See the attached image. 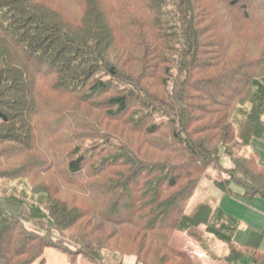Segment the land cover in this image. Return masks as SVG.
<instances>
[{
    "label": "trees",
    "instance_id": "16d2710c",
    "mask_svg": "<svg viewBox=\"0 0 264 264\" xmlns=\"http://www.w3.org/2000/svg\"><path fill=\"white\" fill-rule=\"evenodd\" d=\"M225 1L229 7L237 8L239 14L238 20L232 17L231 24L227 23L231 32L227 38L212 33L214 23L210 26L202 24L204 11H200L195 0H149L152 10L170 16L169 22L176 27V45L183 50L176 65L164 60V56L157 57L166 63L162 69L167 79L163 84L167 95L164 98L154 92L150 94V91L147 95L144 91L149 86L142 85L139 77H132L130 82L129 79L118 82L114 87L113 82L125 75L121 73L119 63H112L107 58L111 54L108 44L110 30L104 23V14L96 6L89 11V17L93 19L84 22V27L74 29L57 13L43 11L42 7L29 4L27 0H0V147L4 152L0 153V167L7 165L13 157L26 156L25 164L0 172V181L27 179L32 173L48 172L55 164L48 160L46 152L41 156L30 154L36 141L33 109L40 105L34 84L40 75L46 73L43 69L47 64L52 73L59 75L56 87L63 91L82 92L89 86L87 95L101 96L118 88L119 94L109 99L113 109L107 111V115L124 126L123 132L137 130L141 135L153 137L168 129L169 133L165 140H160V145L155 141L157 146L164 150L165 146L172 144L182 149L178 152L179 163L149 162L132 150L129 140L122 142L120 138L101 134L95 142L75 144L70 156L58 162L61 167H66L63 176H69L67 181L81 188L82 177H92L90 168L86 167L97 164L106 156L105 165L101 164L93 174L103 176L109 173L108 180L102 183L105 190L111 187L116 193L122 189L130 204L149 201L148 206L155 208L154 212L148 213L149 216L157 217V222L164 225H170V216L166 217L171 213L167 212L177 209L179 216L175 223L172 222V229L193 232L205 225L227 246L226 256L219 264H233L244 256H248L252 263L264 264V249L236 243L240 221L219 204L203 202L190 211H187L189 205L185 206L206 169L222 165V148L233 160L231 172L241 176L231 177L227 185L220 181L219 187L224 192H233L231 183L235 181L243 187L241 195L244 198H264V164L259 160V154L250 149L254 140L264 136V0ZM212 14L210 11V17ZM207 45L214 47L210 50V58L207 53L203 54ZM236 48L242 50H233ZM32 62L38 68L35 73L30 70L34 69ZM99 70L107 78L96 79L90 85L88 81ZM201 97L210 102V122L206 125L200 124L205 117L200 119L199 116L205 108L201 103L193 102ZM134 102H139L142 108L155 106L160 112L169 111V116L160 122L153 118L154 110L142 109L133 113ZM70 138L57 137L53 143L61 144L60 140L67 139L68 144H73ZM237 144H241V149H247L248 156L239 159L234 154L231 148ZM95 155L101 156L96 158ZM132 166L139 170L130 176L131 183H134L130 191L129 185L121 180L132 173ZM117 167L127 170L116 171ZM171 189H175V193L169 194ZM0 198V264H47L45 252L51 248L62 249L55 244L52 232L69 230L80 219L72 205L52 198H48L44 205L46 212L39 208L40 213H30L25 203L12 194ZM8 204L18 206L19 210L10 209ZM105 210L102 213L109 211ZM59 211L62 214H58ZM164 211L166 214L158 216ZM215 213L219 217L217 223L210 218ZM148 214L143 218L146 219ZM47 220L52 227L44 224ZM28 222L39 227L28 228ZM90 235L85 238L74 236L80 249L77 253L66 250L69 256L60 264H81L80 258L85 259L84 264H127L115 257L110 258L113 262L106 260L100 249L102 242L91 239Z\"/></svg>",
    "mask_w": 264,
    "mask_h": 264
},
{
    "label": "rangeland",
    "instance_id": "374dc122",
    "mask_svg": "<svg viewBox=\"0 0 264 264\" xmlns=\"http://www.w3.org/2000/svg\"><path fill=\"white\" fill-rule=\"evenodd\" d=\"M195 1L200 6V11H204V15L201 17L202 24L210 26L211 23H214L212 33H216L218 36L223 35L225 38L230 37L231 32H229L228 26L231 23L229 20L232 17L238 20L237 8L229 7L225 0ZM27 2L42 7L43 11L50 14L57 13L74 29L84 27V22L93 19V17H89V11L96 6V9L104 14V23L110 30L108 44L110 43L109 51L111 54L107 58L112 63H119L121 73L125 75L124 78L116 79L115 82H113L114 79L111 80L114 87L118 86V82L123 83L128 79V82H130L133 81V78L138 79L139 77L142 85L149 86V89L144 91L147 95L150 91V94L154 92L160 97L165 98L167 96L163 85L164 80L167 79L163 76L162 70L166 63L159 61L157 57L163 58L162 56H164V60L171 61L176 65L183 50H179L176 45L178 39L176 27L169 22L170 16H163L162 13L152 10L149 0H27ZM256 4L260 6L258 1H256ZM210 11L213 13L211 17ZM3 30L5 29L3 28ZM207 36L210 40V32ZM204 49L203 54L207 53L210 58V50H214V47L207 45ZM255 49L253 48V50ZM233 50L242 49L236 48ZM248 50L251 52V48ZM50 67L45 64L43 72L46 71V73L43 76L40 75L39 78L37 77V84H34L36 88L35 95L40 105L33 109V121L36 125L33 134L36 141L30 154L41 156L45 155L46 152L49 154L47 155L48 160L53 161L55 164H52V169H49L46 173L42 171L40 173L31 172L32 174L27 179L23 178L20 181L1 179L2 181H0V197L4 194H12V196L25 203L30 213H40V209L46 212L44 205L47 203L48 198L58 200L69 206L72 205L73 208L77 209L80 219L77 222L74 221L75 223L72 224L69 230L63 229L59 230L60 232L54 230L52 232L55 244L62 249L50 247L51 249L45 252L48 260L47 264H60L63 262L64 257L69 256L66 250L76 251L77 253L80 247L75 243L74 236L85 238L90 233L91 239H99L102 242L101 253L106 260L108 259L111 262L113 260H110V258L115 257L117 261L123 260L127 264H144L142 261H145L146 264L221 263L226 256L227 246L205 225H201L193 232L172 229V222L175 223L179 216L177 209L167 212L171 213L166 217L169 218L170 216L168 221L170 225L168 223L164 225L162 222H157V217L149 216L148 213L154 212L155 209L153 205L148 206L149 201H134L133 204H130L124 198L126 193L122 189L116 193L111 191V187L105 190L102 183L108 180L109 173H105L103 176H93V174L96 173L101 164L105 165L106 156L100 158L101 155H95L96 158H100L98 163L86 167L87 169L90 168L92 177L88 175L82 177L84 183L81 188L83 189L75 187L67 181L69 176L64 178L63 172L66 167L64 165L61 167L58 162L70 156L75 144L84 145L89 141L95 142L101 134L120 138L122 142H125V140L128 142L129 140L132 150L137 151L141 158H147L145 160L149 162H155V160L164 162L166 160V162L179 163L180 156L178 152L182 149L180 150L172 144L165 146L164 150L157 146V143L160 145L161 139L165 140L166 134L169 133L168 129L153 137H148L145 134L141 135L137 130L123 132L122 128L124 126L119 122L112 121L107 115V111L113 109L109 99L119 94V91L116 90L118 88L114 89L115 91L112 93L101 96L87 95L89 86L82 92L63 91L56 87L59 75L52 73ZM36 69L38 68L35 65L34 69L30 68L33 73ZM129 77H133L132 80ZM102 78L107 77L102 70H99L88 83H93L94 80ZM203 99L201 97V99H197L198 101L194 100L193 102H199L205 108L199 116L200 119L203 116L205 117L200 124L206 125L210 122V102L208 103ZM139 104V102H134L131 107L133 113L141 112L142 109H151V112L153 110L155 112L153 116L155 121L160 122L169 116V111L166 113L160 112L159 109H155V106L142 108ZM71 136H73L72 139ZM57 137L62 139L68 137L74 143L68 144L66 139L64 142L60 140L61 144H54L53 141ZM189 138L193 139L192 137ZM99 149H101V146ZM250 149L256 151L259 154V160L264 163V136L261 139L254 140ZM231 150L234 154L236 153L235 155L239 159L248 156L247 149H241V144H237V147L231 148ZM200 151L202 150L200 149ZM0 153H4L1 147ZM182 154H185V152L182 151ZM48 156H52L54 159ZM220 156L222 165L219 167L211 166L206 169L202 181L198 182L195 193L186 202L185 206L189 205L187 211H190L203 202H212L214 205L219 204L226 212L240 221L235 241L237 244L245 246L254 230L259 229L264 233V198L260 196H255L252 199L244 198L241 195L244 192L243 187L237 185L235 181L231 183L234 191L224 192L219 187V182L222 181L224 185H227L231 177H237L240 173L231 172L233 160L230 159L225 149L222 148ZM25 159L26 156L13 157L7 165H1L0 172L10 171V167L15 168V165L25 164ZM135 167L132 166L130 168L132 173L127 174L121 180V183L129 185L130 191L134 188L130 176H133L139 170L134 169ZM117 168L116 171L127 170V168ZM126 185L124 186L126 187ZM174 190L168 191L169 194L175 193ZM43 201L45 202L43 203ZM8 206L12 210H19V207L14 204H8ZM104 209L109 211L106 214L102 213ZM155 211L158 213L159 210ZM165 212L159 213L158 216L164 215ZM58 214L62 213L59 211ZM144 214H148L146 219L143 218ZM210 218L217 223L219 217L215 213ZM44 224L52 227L49 220ZM26 226L35 229L38 225L28 222ZM65 245L68 247H65ZM260 248L264 249V239ZM167 249L172 250V253ZM111 255L112 257H110ZM80 263H86L85 259L80 258ZM233 264H251V260L248 256H244Z\"/></svg>",
    "mask_w": 264,
    "mask_h": 264
},
{
    "label": "crops",
    "instance_id": "0c3cea01",
    "mask_svg": "<svg viewBox=\"0 0 264 264\" xmlns=\"http://www.w3.org/2000/svg\"><path fill=\"white\" fill-rule=\"evenodd\" d=\"M263 239L264 233H262L259 229H256L252 232L246 244L255 248H260L262 246Z\"/></svg>",
    "mask_w": 264,
    "mask_h": 264
}]
</instances>
